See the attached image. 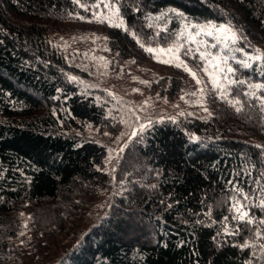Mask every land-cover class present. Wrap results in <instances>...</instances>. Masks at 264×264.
<instances>
[{
    "label": "trees",
    "instance_id": "trees-1",
    "mask_svg": "<svg viewBox=\"0 0 264 264\" xmlns=\"http://www.w3.org/2000/svg\"><path fill=\"white\" fill-rule=\"evenodd\" d=\"M98 1L0 0V264L20 257L23 214L30 232L64 229L109 180L104 145L72 131L81 120L111 126L107 107L71 79L78 69L47 38ZM110 1L125 22L108 31L120 57L142 59L144 44L176 38V21L149 18L167 7L232 24L239 45L264 54V0ZM232 69L237 83L211 117L155 122L133 138L110 215L43 264H264V88L252 87L264 85V61ZM176 79L162 84L169 98ZM238 203L251 223L237 219Z\"/></svg>",
    "mask_w": 264,
    "mask_h": 264
},
{
    "label": "rangeland",
    "instance_id": "rangeland-1",
    "mask_svg": "<svg viewBox=\"0 0 264 264\" xmlns=\"http://www.w3.org/2000/svg\"><path fill=\"white\" fill-rule=\"evenodd\" d=\"M105 4L108 7H105ZM113 5L119 9L115 2L99 0L92 8L83 9L84 14H78L67 23L58 24L47 34L50 43L63 53L70 65L78 69L77 74L71 75V79L76 81L84 92L94 95L107 107L111 126L105 127L91 121L81 120L79 127L73 128L72 131L77 132L79 137L96 140L104 145L106 154L99 169L107 172L109 180L105 186L98 189L95 199L90 202L84 216L64 229L62 226H49L36 230V232H30L26 221L30 216L23 214V233L26 235H24L26 240L21 239L18 242V246L21 245V250L18 249L21 254L15 264L17 262L22 264L47 263L51 259L54 260L62 250L76 245L93 223L110 215L113 203L116 201L115 197L123 195L127 181L126 179L119 180L116 172L124 150L133 138L155 122L178 118L207 119L211 117L218 100H223L227 96L232 84L228 81L234 80L232 73H228L226 69L232 68L234 63L244 65V63L252 64L254 61H260L250 59L262 55L259 46L246 49L239 45L241 36L232 24L193 19L175 7H167L165 10L149 14V18L157 22L158 27H165L171 21H176L179 28L175 39L166 43L144 44L145 52L142 54V59L134 56L120 57L109 45L108 31L113 25L120 24L121 20L123 21L121 27H124L125 22L120 10L118 15L115 13ZM169 10H175L183 16L175 15ZM209 24L230 25L237 36V41L235 43L230 40L221 42L213 39L212 36H196L198 29L191 27L192 25ZM189 32L195 36L196 42L187 38ZM201 41L205 42L207 47L204 43H200ZM149 47L153 49L178 48L175 55H178L179 61H183L196 73V79L183 67L176 66L178 61L172 54L149 53L146 51ZM201 53L211 55L207 56V59H201ZM219 57H226L227 62L221 64L225 72L218 73L221 87L217 88L212 83L211 76L204 69L208 68L209 71H213L208 60ZM164 60L172 62L164 63L162 62ZM173 75L177 76L176 80L179 79L182 82V86L179 93L169 98L164 93L162 84L168 81L173 85ZM197 79L200 83H197ZM255 85L258 84L255 83ZM262 100L264 102L263 98ZM133 133L136 135L134 136ZM235 209L237 216L247 212V209L240 203ZM137 216L135 215L134 218L138 219L139 216ZM20 258L22 261H19Z\"/></svg>",
    "mask_w": 264,
    "mask_h": 264
},
{
    "label": "snow or ice",
    "instance_id": "snow-or-ice-1",
    "mask_svg": "<svg viewBox=\"0 0 264 264\" xmlns=\"http://www.w3.org/2000/svg\"><path fill=\"white\" fill-rule=\"evenodd\" d=\"M76 2H79V0H76ZM81 6L84 7V5H81ZM98 6L99 5H97V7ZM105 7H108V5L105 4ZM112 7H113V10L115 11V13L118 15L119 9L115 8L114 5ZM169 11H172L175 15H178V16H181V17L183 16L182 13H178L175 10H169ZM81 19H83V17H81ZM122 24H123V21L121 20L120 24H116V25H113V26L120 27V26H122ZM191 27L198 29L197 33L195 34L196 36H199V35L212 36L213 39L219 40L221 42H225V41L230 40L232 43H235L237 41V36L232 31L230 25H219V26H217V25L209 24V25H205V26L192 25ZM208 29H211V30H208ZM124 30L127 31V28H125ZM187 38L191 39L193 42H196L195 36L191 32L188 33V37ZM200 43H204V46L207 47V44L205 42L201 41ZM141 46L143 47V45H141ZM212 46L215 47V45H212ZM178 50H179L178 48H176V49H173V48L153 49V48H150V47L146 49V51H148L149 53H157V52H159V53H163L165 55L172 54L174 56L175 60L178 61L176 63V66L177 67H183L185 71L189 72V74L192 75L194 79H196V73L193 72L190 68H188L187 65L183 63V61H179L178 55H175V52H178ZM197 51H199V48H197ZM210 55H211L210 53H208V54L201 53V59H207V56H210ZM250 59L264 61V54L258 55L256 57H253V58H250ZM162 62L169 63V62H172V61L164 60ZM226 62H227V58L226 57L213 58L211 60H208V63L210 65V67L213 69V71H209L208 68L204 69V71L206 73H208L209 76H211L212 83L217 88L221 87L220 80L218 78V73H224L225 72V68L221 67V64H226ZM244 66L245 67H251V64L244 63ZM226 71L228 73H232V72H234V69H232L231 67H228L226 69ZM228 82L229 83H237V81H235V80H229ZM197 83H200V81L198 79H197ZM239 83H244V81H239ZM252 87H254V88H264V85H253ZM236 103L238 104L239 101H236ZM237 111H240V109L237 108ZM141 128H143V126H141ZM133 135L135 136L136 133H133ZM247 217H248V213L247 212H243L237 217V219H239L242 222L251 223L252 221L250 219H248ZM237 231H239V228H237ZM247 246L248 245H245V247H247Z\"/></svg>",
    "mask_w": 264,
    "mask_h": 264
}]
</instances>
